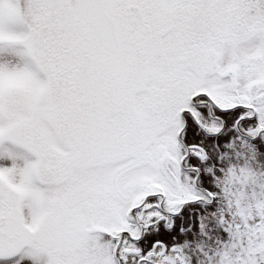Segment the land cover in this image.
<instances>
[{
	"label": "snow or ice",
	"instance_id": "obj_1",
	"mask_svg": "<svg viewBox=\"0 0 264 264\" xmlns=\"http://www.w3.org/2000/svg\"><path fill=\"white\" fill-rule=\"evenodd\" d=\"M9 157L0 264H264V0H0Z\"/></svg>",
	"mask_w": 264,
	"mask_h": 264
},
{
	"label": "rangeland",
	"instance_id": "obj_2",
	"mask_svg": "<svg viewBox=\"0 0 264 264\" xmlns=\"http://www.w3.org/2000/svg\"><path fill=\"white\" fill-rule=\"evenodd\" d=\"M6 144L9 145L10 147L13 146L11 141H7ZM20 150H21V151H26L25 149H22V148H21ZM32 158H34V155H33ZM22 162H23V161H21V163H22ZM0 163H5V164L10 165V164L12 163V161H11V158L9 157V158H7V159L0 160ZM46 259H47V256H46V254H45V260H46Z\"/></svg>",
	"mask_w": 264,
	"mask_h": 264
}]
</instances>
